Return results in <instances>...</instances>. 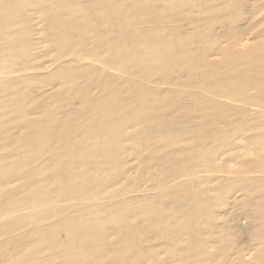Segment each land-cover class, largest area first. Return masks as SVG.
I'll list each match as a JSON object with an SVG mask.
<instances>
[{"label": "bare ground", "instance_id": "bare-ground-1", "mask_svg": "<svg viewBox=\"0 0 264 264\" xmlns=\"http://www.w3.org/2000/svg\"><path fill=\"white\" fill-rule=\"evenodd\" d=\"M87 1L90 12L80 11L81 0L0 2V120L17 117L26 129L23 139H12L17 147L11 150V142L0 136V190L12 220L7 234L47 236L20 260L1 264H51L53 258L60 264H83L97 252L117 247L131 254L114 264H142L146 255L155 257L153 244L140 239L138 230L157 228L163 218L170 222L166 220L161 239L187 234L178 248L188 262L220 259L225 250L211 253L198 237L204 234L198 222L209 199L200 198L187 179L221 171L223 162L218 160L234 136L248 138L251 145L264 136V0H252L245 10L234 9L238 0ZM182 2L186 10L178 9ZM200 7L205 10L198 11ZM25 13L37 16L36 32L28 39L15 38L20 30L16 20ZM90 17L100 25L90 28L86 22ZM39 41L52 43L49 53L55 51L58 61L46 77L65 83L49 101L81 88L77 103L63 111L49 109L41 117L30 114L47 97L21 106L14 87L34 77L38 67L32 63L34 54L10 49L12 43L23 48ZM68 53L71 65L61 60ZM223 54L221 60L214 58ZM87 56L96 59L84 67V80L70 79ZM9 60L17 61L16 69L6 70ZM8 103L14 104L11 115L2 109ZM127 144L147 150L144 157L139 151L136 157L148 165L144 173L150 172L157 188L152 195L131 198L124 195V187L109 190L110 179L119 178L115 185L128 180L121 176ZM255 155L250 165L258 170L251 171L260 176L244 180L260 181L264 189V147ZM86 163L97 170L105 167L110 175L92 179L79 169ZM49 165L51 171L46 170ZM18 179L23 180L21 186L12 187ZM51 181L57 188L46 190ZM7 197L18 200L7 204ZM54 197L81 200L86 211L95 213L79 217L69 209L73 204L56 212L50 205ZM261 197L255 206L263 210ZM130 200L136 202L135 209L126 208ZM156 202L169 206L158 209ZM174 203L190 218L189 227L178 222L180 209ZM106 225L117 229L112 241L97 234ZM257 234L264 244V225ZM258 257L235 259L239 264H264V257ZM220 262L232 264L227 254Z\"/></svg>", "mask_w": 264, "mask_h": 264}, {"label": "rangeland", "instance_id": "rangeland-1", "mask_svg": "<svg viewBox=\"0 0 264 264\" xmlns=\"http://www.w3.org/2000/svg\"><path fill=\"white\" fill-rule=\"evenodd\" d=\"M12 1L13 0H0L3 5H10ZM251 2L252 0H238L234 9H248ZM174 4V7L179 4L178 9L186 10L184 2ZM79 9L83 12H90L91 6L87 0H81ZM118 9L121 8L119 7ZM197 10L203 12L205 7H200ZM36 17L37 16L35 14L29 13L21 15L18 19L19 21L16 20L19 23L20 30L19 32L16 31L13 36L17 38L24 35L28 39V37L36 32ZM86 22L90 28H95L100 25V22L93 17L88 18ZM43 33L46 36L49 34V31H44ZM70 40L75 41L77 38L72 37ZM39 43L40 44L29 42L25 44L23 48L18 47L16 43H12L10 49H12V53L17 50H23V53L27 56L32 52L34 54L32 56L34 59L32 63L35 64V66H38L34 74L31 73L34 77L31 80L20 81L19 83L16 82L14 87L18 91L19 97H21V106L28 104L31 100L47 97L45 100L39 101L35 111L30 114L41 117L43 112L49 109L63 111L69 104L77 103L80 97L81 88H78L70 95L64 94L60 100L49 101V98L62 89L65 83L62 84L55 78L46 77V75L55 70L58 65V61L55 51L49 53V49H51L52 46L51 42L39 41ZM224 57L225 55L223 54L214 58L221 60ZM71 58V53H68L63 56L61 60L64 64L71 65L69 62ZM94 59H96V57L87 56L84 60H81L79 62L81 67L71 72L70 79L77 78V81H83L85 71L84 67L93 63ZM5 64L7 66L6 70L8 71L11 70L12 67H15L14 69L17 68V61L9 60ZM96 92V90H92V94H95ZM13 105L14 104L10 103H8L7 106L3 105L2 109L5 111L4 113L11 115L10 111L12 110ZM0 124H2L0 125V136H2L5 141L7 140L11 142L8 146V150L16 148L17 144L16 142H13L12 139H23L26 132L24 123L20 122L19 118L12 117L10 120L1 119ZM130 131L132 132L131 129ZM130 131L128 130L127 133H131ZM254 132L259 133V135L263 133V131L260 132L257 130L249 131L250 134H253ZM230 142H232V145L229 146V149L225 150V153L220 157L221 159L218 160L220 163L223 162L224 167L221 171L211 170L207 173L201 175L199 174L198 176L196 175L194 177L190 176L188 179L186 178L190 183L189 185L191 189L196 191L200 198L205 200L209 199L208 206L204 210V216L201 221L198 222V225L201 227V231L204 233L198 234V237L205 241L204 249L210 251L211 253L219 254L220 250H225V253H222L220 259H210L207 260L205 264H220L222 256L226 254L230 257L232 264H239L238 259H235L236 256H240L247 261H251L258 256L260 259L264 257V244H262L259 239L257 240V233L264 225V209L262 210L261 208L255 206L257 202L261 201V196L264 195V189L261 187L262 183L260 181L253 182V180H251L250 183H247L244 180L254 176H260V173L258 172L252 173L251 170L258 169L251 167L252 164L250 165V162L255 159L256 152L261 151V148L264 147V136L257 137L252 145L250 144L248 138H243L241 135L234 136V138L230 139ZM131 143L132 141H130V144ZM138 151L143 157L147 154V150L145 148L143 149V147L134 149L133 147L131 148V145H126V149L123 153L125 164L123 166L121 176H127L128 180L115 185V182L119 178L115 177L110 179V183L112 184L111 187H109L110 191L116 188L121 190L124 187V195H129L131 198L134 195H152L157 191L155 186L156 184L148 176L150 172L148 171L146 174L144 173V170L148 167V165H144L141 163L140 158L136 157V152ZM165 166L167 165H164L163 167ZM52 169V165L46 167V170L48 171H51ZM79 169L81 171L88 172L92 179H103V177L110 175L109 172L103 171L105 167H103L102 170H97L89 163L81 165ZM152 170H154V168H152ZM22 182L23 180L18 179L12 182L11 185L14 188L19 187ZM8 187L10 186L8 185L5 188L6 193L9 192ZM55 187L57 188V184L51 181L50 187L46 190H51ZM2 193V190H0V264L2 262L20 260L26 254L28 249L39 245L42 239H47V236L41 237L35 234H26L25 236H23V234L22 238H20V234L14 233L12 234L14 236L7 234L9 229L12 228L10 225L12 220L8 216V210L4 208L5 204H3ZM252 195H255V197ZM17 200L18 197H7L6 202L7 204H13ZM71 204H73V206L69 209L75 211L79 217L87 218L95 213V210L86 211L85 208L82 207L83 202L75 198L63 200L61 197H54L50 201L51 208H53L56 212L60 211L64 207H69ZM135 204V201L132 202V200H130L125 203V206L126 208L135 209L133 207ZM153 205L158 209H167L169 206L168 203L161 202H156ZM174 206L179 211V206H177V204L175 205V203ZM183 213L185 212L180 209L179 217L181 220L178 222H184L186 227H189V225H191L190 218H185ZM43 218L44 217L40 219L41 222L43 221ZM166 220L170 222L169 219L163 218L160 220V225L157 228L149 229L140 227L138 230L137 236L140 239H148L151 241L150 243L153 244L151 248L153 249L155 257L151 258L149 255H146L142 264H158L156 261H162L165 262V264H191L186 259L187 254L178 248L182 246L181 241L187 236L186 233L170 240L161 239L163 235V227L168 225ZM152 222H154V220ZM97 234L99 237L112 241L115 239L117 229L113 225H106L100 232H97ZM195 238L197 239V237ZM3 239L7 240L5 241ZM160 241H163L167 247L163 246ZM207 241L209 242L206 244ZM91 245L92 243L86 246L89 247ZM41 250L46 251V248H42ZM130 254L131 253L129 252L121 251L120 247L114 249H104L97 252L95 256L83 264H114L112 261L118 260V258L123 260L130 256ZM232 259H235V261ZM59 261L60 260L58 258H53L51 264H60Z\"/></svg>", "mask_w": 264, "mask_h": 264}]
</instances>
